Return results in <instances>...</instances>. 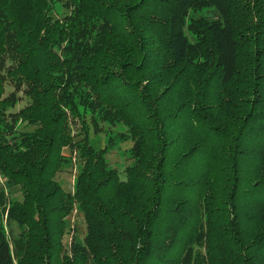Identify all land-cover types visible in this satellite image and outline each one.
Instances as JSON below:
<instances>
[{"label": "trees", "instance_id": "obj_1", "mask_svg": "<svg viewBox=\"0 0 264 264\" xmlns=\"http://www.w3.org/2000/svg\"><path fill=\"white\" fill-rule=\"evenodd\" d=\"M60 1L0 0V264H264V0H64L53 19ZM200 2L221 19L191 44ZM86 118L128 129L124 180Z\"/></svg>", "mask_w": 264, "mask_h": 264}, {"label": "rangeland", "instance_id": "obj_2", "mask_svg": "<svg viewBox=\"0 0 264 264\" xmlns=\"http://www.w3.org/2000/svg\"><path fill=\"white\" fill-rule=\"evenodd\" d=\"M53 19H63L65 16L70 14V9L65 6V1H60L54 3L53 6ZM219 13L211 8L205 6L203 3H198L191 9H189L184 18V28L183 32L187 37L188 41L193 44L195 38L190 32L188 26L192 20H206L209 23L220 22ZM14 91V87L11 84L6 85V95ZM20 97L19 103L16 107L10 110L11 113L19 111L23 108L27 101L21 93H18ZM86 122L89 126V141L95 149H101L105 146L108 139L112 138V147L109 150L110 153L107 155V163L110 167L115 169L120 176V179H125V169L132 163L131 160V148L132 141L128 134V129L122 124H115L114 126H109L107 124L100 123L99 128L102 129L99 133L94 131L89 118H86ZM17 127L19 131H31L32 128L25 126L23 123H18ZM73 131L76 135L78 133V126H73ZM81 137H76V140L81 139ZM67 162L62 167V170L56 175V180L61 184L62 188L67 192H73L75 178L80 171V165L77 161V155L75 152L65 149ZM70 156V157H68ZM1 180V179H0ZM3 181V180H2ZM1 181V182H2ZM4 188V192L8 197V200L21 201V191L5 183H1ZM6 231L8 239L11 240L20 233V229L14 223L6 224ZM86 234L85 224L83 222V215L75 208L71 215L66 219V234L64 244L68 247L73 239L82 242Z\"/></svg>", "mask_w": 264, "mask_h": 264}]
</instances>
